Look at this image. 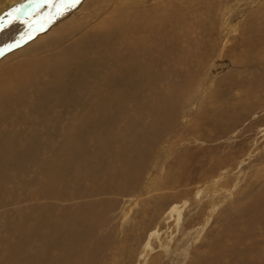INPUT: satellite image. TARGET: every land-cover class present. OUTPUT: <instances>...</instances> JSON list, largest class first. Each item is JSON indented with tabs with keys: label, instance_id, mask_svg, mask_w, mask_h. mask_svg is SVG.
Segmentation results:
<instances>
[{
	"label": "rangeland",
	"instance_id": "obj_1",
	"mask_svg": "<svg viewBox=\"0 0 264 264\" xmlns=\"http://www.w3.org/2000/svg\"><path fill=\"white\" fill-rule=\"evenodd\" d=\"M43 13L0 20V264H264V0Z\"/></svg>",
	"mask_w": 264,
	"mask_h": 264
},
{
	"label": "bare ground",
	"instance_id": "obj_2",
	"mask_svg": "<svg viewBox=\"0 0 264 264\" xmlns=\"http://www.w3.org/2000/svg\"><path fill=\"white\" fill-rule=\"evenodd\" d=\"M28 1V0H27ZM53 1H55V0H33V2H32V4H28L27 5V8H28V10H25V9H23L22 7H21V11H23V13H21L20 15L21 16H19V15H16V11H15V9L16 8H14L13 10H9V13H5V12H2L3 10H1L0 11V15H2V18L0 19V20H3L4 22H7L8 21V19L10 18V16H9V14L11 13L13 16H16L17 17V19H19V20H21L20 22H19V24H21V25H19V24H16L17 26H23L24 28H25V30L27 29V28H29V29H27L26 31V37H29V36H32V35H34V34H36V31H35V27L39 24V22H41V21H43V19L41 18V16H42V13L43 12H45V11H47V9L49 8V3L51 4ZM58 2H59V0H58ZM30 3V2H29ZM26 4V3H25ZM35 5V6H34ZM34 6V7H33ZM10 7H11V5H10ZM9 7V8H10ZM33 7V8H32ZM17 8H19V7H17ZM5 11V10H4ZM19 13V12H18ZM44 14V13H43ZM44 17V16H43ZM27 18V19H26ZM41 19V20H40ZM13 21H15V20H13ZM1 22V21H0ZM13 23H17V21L16 22H12V23H10V24H13ZM120 23V22H119ZM10 24L8 25V26H10ZM106 24V23H105ZM117 25V24H116ZM104 26V25H103ZM107 26V25H106ZM105 26V27H106ZM114 26V25H113ZM12 28L14 27V26H11ZM11 27H7V28H9V30H10V33H11V30L12 29H10ZM16 27V26H15ZM17 28V27H16ZM22 28V27H21ZM19 29V28H18ZM0 31H1V29H0ZM16 31H17V29H16ZM14 32V31H13ZM13 34V33H12ZM16 34V33H15ZM14 35V34H13ZM15 36V35H14ZM25 36V35H24ZM22 37V36H21ZM15 39H17V40H15ZM21 40H19V38L18 37H12L11 35H9L8 37L7 36H5L3 39H2V42H1V44H0V49H6V48H9V46H11L12 45V43H18V42H20ZM12 47V46H11ZM4 53V52H3ZM2 53V54H3ZM34 63V62H33ZM19 65V64H18ZM32 63L27 67V68H25V66H26V63H23L22 64V66H21V69H23V71H20V70H18V69H15V68H11V69H7V70H3V71H1L0 72V77L1 78H3V79H1L0 80V88L1 89H3V88H5V86H3V84L4 83H6V82H9L10 81V83L11 82H13L14 80L16 81L17 79H21V81H23V80H25V77H26V74H28V69H30L32 66ZM20 68V67H19ZM28 71V72H27ZM35 71V70H34ZM30 73H31V70H30ZM33 73V72H32ZM32 73L31 74H28L29 76L30 75H32ZM33 75H35V74H33ZM32 79H34L33 77H32ZM31 80V79H30ZM26 81V80H25ZM31 81H29V83H30ZM15 83V82H14ZM28 82L26 81V83L25 84H27ZM28 83V84H29ZM8 84V83H7ZM19 84V83H18ZM20 84H21V82H20ZM9 85V84H8ZM12 85H10V87H11ZM14 87V86H13ZM0 89V90H1ZM5 90V89H4ZM10 96V95H9ZM7 100V99H6ZM11 136H9V138H10ZM12 138V137H11ZM152 140V139H151ZM17 144V143H16ZM142 144H144L143 142H142ZM173 206V205H172ZM175 210V205H174V207H172V209L170 210V211H174ZM169 211V210H168ZM178 211V210H177ZM180 211V210H179ZM176 212V211H175ZM69 213V212H68ZM174 213V212H173ZM51 214V213H50ZM74 214V213H73ZM170 214H172V213H170ZM178 215V214H177ZM73 216V215H72ZM71 217V216H70ZM75 217V216H74ZM72 219V218H71ZM178 219V218H177ZM66 220V219H65ZM73 220V219H72ZM179 220V219H178ZM69 222H70V218H69ZM74 222V221H73ZM60 224H63V222L62 223H60ZM71 225H74V224H72V223H70ZM67 225V224H66ZM69 227V226H68ZM69 229V228H68ZM156 233H157V231L156 230H154V231H152V232H150L149 233V235H148V237L146 238V240H145V243L143 244V246H142V251H146L148 248H150L151 247V243H150V237H152V236H155L156 235ZM84 240V239H83ZM84 243V242H83ZM27 244V243H26ZM87 244V243H86ZM24 245V244H23ZM57 246L58 245H60V244H56ZM55 244L53 245V246H56ZM83 245H85V243L83 244ZM22 246V245H21ZM25 246V245H24ZM27 246V245H26ZM59 249V248H58ZM21 251H24V250H21ZM22 254V253H21ZM67 255V254H66ZM70 255V254H69ZM75 256V255H74ZM21 257H22V255H21ZM70 257H72L71 255H70ZM141 257V256H140ZM67 258V257H66ZM62 259H64V256H63V258ZM77 259H78V257H77ZM7 260V259H6ZM24 260V259H23ZM74 262V261H73ZM91 262V261H90ZM10 263V262H9ZM22 263V262H21ZM67 264H73V263H70V259H69V262L67 263Z\"/></svg>",
	"mask_w": 264,
	"mask_h": 264
},
{
	"label": "snow or ice",
	"instance_id": "obj_3",
	"mask_svg": "<svg viewBox=\"0 0 264 264\" xmlns=\"http://www.w3.org/2000/svg\"><path fill=\"white\" fill-rule=\"evenodd\" d=\"M21 7H22V6H21ZM15 11H16V12H19V11H20V8L15 9ZM9 16H10V18H9L8 21L6 22L7 24H10V23H12V21H13L14 19H17V17H16V16H13L11 13L9 14ZM6 23L0 22V29H3V28L6 26ZM9 47H11V46H9Z\"/></svg>",
	"mask_w": 264,
	"mask_h": 264
}]
</instances>
